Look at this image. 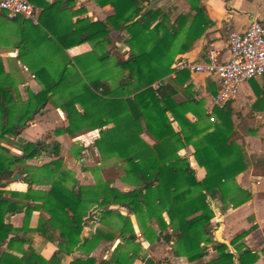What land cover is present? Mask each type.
I'll list each match as a JSON object with an SVG mask.
<instances>
[{"label": "trees", "instance_id": "1", "mask_svg": "<svg viewBox=\"0 0 264 264\" xmlns=\"http://www.w3.org/2000/svg\"><path fill=\"white\" fill-rule=\"evenodd\" d=\"M93 1L101 8L110 6L113 14L103 21L77 18L72 22V18L80 13L72 10L75 0H31L42 10L37 28L45 30V36L50 34L63 49L85 42L93 43L95 48L103 47L111 31L127 34V56L115 64L116 72L122 74L117 87L111 88L101 80L85 82L78 73L71 75L67 69L70 62L67 61L61 68L50 65L35 71L31 69L35 76L45 75L47 80H40L43 88L38 94L31 95L30 101H36L41 108L53 94L61 91L64 96H61L60 108L68 126L55 134L73 136L85 130H98L95 148L103 159L116 157L124 164L123 181L133 189L121 192L110 187L109 183L90 190L67 188L68 173L61 170L59 160H52L40 168L52 179L47 192L32 191V179L26 182L28 189L25 193L7 191L6 183L13 179V165L41 155L56 158L59 151L56 144L27 142L20 146L21 155L13 157L3 154L7 151L0 146V250L5 247L0 254V264H64L62 257L79 251H93L101 241L112 242L117 236L121 237L124 246L116 247L112 258L100 260L98 264H133L140 258V247L132 224L128 218L119 215L124 222L118 235L107 230L104 220L112 215L110 205L119 206L128 215H133L144 230L146 241L162 239L170 244L174 256L184 257L189 263L201 261L212 250L216 256L199 264H256L258 253L241 243L246 232L231 240L233 253L229 246L215 239L211 223L215 213L210 202H219V210L223 212L228 206L236 207L249 199V195L242 191L237 198H226V183L233 182L248 166L232 127L231 115L224 112L229 102L222 108H215L212 112L216 117L214 123L202 129L199 120L207 114L203 103L196 101L188 91L190 88H183L185 72H178L175 79L165 82L172 73L174 58L189 50L208 24L198 0H186L189 11L195 12L193 16L180 14L172 24L169 22L170 11L176 7H157L155 0ZM105 55L103 52L99 58L104 59ZM0 77L2 140L16 135L23 124L13 125L8 121V112L13 106V85L9 76L3 73L1 62ZM155 84H158L157 88ZM179 94L183 95V100L177 98ZM188 114L197 121L192 122ZM108 124L112 127L104 129ZM143 132L153 137L156 144L149 147L144 143L140 138ZM188 146L192 147L198 166L205 170L201 181L196 180L188 160L177 155ZM50 148L52 152H49ZM88 196L98 205L100 227L91 237H83L89 215L86 208ZM24 208L23 226L15 229L6 222V216L22 212ZM34 208L49 215V219L40 222L35 230L45 240L56 242L57 249L48 260L33 249L23 248L28 240L21 234L28 231V220ZM153 222L158 234L148 226ZM16 247H19L18 255L12 253ZM261 253L264 255V249ZM96 263L93 257H72L69 262ZM144 264L162 263L147 259Z\"/></svg>", "mask_w": 264, "mask_h": 264}, {"label": "crops", "instance_id": "2", "mask_svg": "<svg viewBox=\"0 0 264 264\" xmlns=\"http://www.w3.org/2000/svg\"><path fill=\"white\" fill-rule=\"evenodd\" d=\"M155 1H158L157 7H176L175 10L170 11V24L180 14L190 13L192 16L195 14L194 11H189L186 0ZM49 2H52V0H49ZM198 3L208 24L191 48L177 55L174 61L183 59L193 63L203 62L210 48L219 50L221 53L220 59H225L227 57L226 38L229 31L242 32L254 20L264 27V0H198ZM72 10L80 12L78 13L79 15L72 18V22L77 18H88L93 22L103 21L113 14L110 6L101 8L93 0H75ZM41 11L39 9V16ZM0 17L3 18V20L0 18V62L3 73L8 75L10 81L13 82V125L23 124L17 134L10 138L13 143L8 145V143L0 142V146L7 151L3 154L19 157L22 144L27 142L36 143L38 141L48 145L56 144L59 151V156L56 158L41 155L37 159L26 160L23 163L13 165V179L15 177L18 178V173L20 172L23 173L22 176H25L28 173L29 166L35 165L34 170H39L44 164L52 160H59L61 162V170L68 173L67 181H74V179L78 181L81 179L79 173L86 172L89 175L86 177L87 181L84 184L95 187L97 183L91 176L93 171H101V164L105 161L116 162V157L103 160L94 146V142L99 137L98 130H85L77 132L73 136L64 133L55 134L57 130L65 129L68 126L65 114L60 108V99L64 95H62L61 91H57L53 94L50 101L39 108L36 101H30V96L36 95L42 90L43 85L40 80H47V78L45 75L35 76L33 71L36 68L50 65L54 68H61L64 63L69 61L70 64L67 65V69L72 72L71 75L78 73L85 82L88 80H101L111 88H115L118 83L115 85L110 79L113 70L112 62L110 61L111 48H113L114 42L117 46H124L123 42L127 34L125 32L111 31L108 35V42L103 47L95 48L93 43L85 42L63 49L53 40L50 34L45 36L44 34L47 32L37 28L39 24L29 25L28 21L26 22L20 18H16L20 20L17 22L14 21L16 19L8 20L3 16ZM188 26L189 22L186 24V27ZM6 30H8V33ZM127 50V47L124 46L122 49L124 55L121 58H126ZM52 51H58V53L53 54ZM103 52L106 53L105 58L100 59L99 57ZM184 72V77L186 78L184 79L183 88L189 87L188 91L193 94L194 99L203 103V109L207 116L199 120L200 127L202 129L208 128L216 119L212 112L218 107L213 106L210 99L217 92L218 77L203 73H192L186 70ZM175 77L176 74L174 77L170 74L165 79V82L168 79H175ZM177 98L180 100L184 99L182 94H179ZM77 110L81 111V108L77 106ZM224 112L231 115L232 127L238 135V143L242 147L248 161L247 168L239 173L233 182L226 183V198L228 200L237 198L239 191H242L249 195V199L236 207L230 205L223 212L219 210V202H210L217 209V211H214L217 223V232L214 237L229 246V250L234 253V248L230 246L231 240L246 232L241 243L249 250L258 253L259 258L256 264H264V255L261 253V250L264 249V75L257 76L243 83L239 87L235 98L227 104ZM187 117L192 122L197 121L191 114H188ZM208 118L212 121L211 123L206 121ZM173 126L178 130L176 124H173ZM111 127L112 124H108L104 129ZM140 138L149 147L156 144V140L147 132H143ZM50 150L52 152V148L49 149V152ZM177 155L188 160L197 181L204 179L205 170L199 167L194 160L191 146L181 149L177 152ZM40 175L44 179H51L42 172ZM13 179L12 183L10 181L6 183L5 190L25 193L28 189V184L23 183L22 179ZM49 183L50 181H46L45 187H41L42 183L38 181V178H34L31 189L34 192H47ZM82 184L79 183V185ZM109 184L110 187L118 188L113 183ZM72 187L78 188V186ZM132 189L133 186L126 184L123 189L118 191L128 192ZM24 211L25 208L22 212L7 215L6 222L11 224L13 228L20 229L24 223ZM98 213L97 210L89 211L83 230V237H91L95 230L100 227L97 220ZM121 214L130 220L133 231L138 237L137 243L141 241L140 258L134 260L133 264H144L147 259L154 263L160 262L162 264H199L210 260L208 259L210 254L214 253L209 250V254L201 261L189 263L184 257L174 256L171 248L163 250L162 243L166 242L162 239L156 240L154 238L153 245L150 241H146L140 236L141 232L135 217L127 213ZM48 219L49 215L45 211L34 208L28 220V231L21 234L28 240V243L23 248L33 249L46 260L56 251V242L45 240L35 230L40 222ZM211 223L213 225V222ZM148 226H151L158 234L155 222L148 224ZM213 229H215L214 225ZM102 242L108 245L112 243L101 241L100 245L93 251H79L72 256H64L62 257V262L69 264L72 257L80 259L93 257L97 260L96 264H98L100 260L112 258V248L100 253ZM18 249L19 247H16L12 253L18 255L16 252ZM3 251H5V247L1 248L0 254Z\"/></svg>", "mask_w": 264, "mask_h": 264}, {"label": "built area", "instance_id": "3", "mask_svg": "<svg viewBox=\"0 0 264 264\" xmlns=\"http://www.w3.org/2000/svg\"><path fill=\"white\" fill-rule=\"evenodd\" d=\"M0 16L8 20L20 18L38 25L39 9L31 0H0ZM227 57L210 48L200 63L177 59L171 66V76L179 71L203 73L218 77V89L210 99L213 106L222 108L233 100L246 81L264 75V27L252 21L242 32L229 31L226 38ZM158 84L154 87L157 88Z\"/></svg>", "mask_w": 264, "mask_h": 264}, {"label": "rangeland", "instance_id": "4", "mask_svg": "<svg viewBox=\"0 0 264 264\" xmlns=\"http://www.w3.org/2000/svg\"><path fill=\"white\" fill-rule=\"evenodd\" d=\"M155 6L158 5V1H155L154 2ZM3 29V28H2ZM12 29H13V26H12ZM5 31V30H4ZM6 32L8 33V30H6ZM114 46L113 48H111V58H110V61L112 62V74H111V81L116 85L118 83V80L122 77V74L116 72V68H115V64H116V61L118 59H120L122 57V55H124V52H122V49L125 45V40L123 42V45L124 46H117L115 45V42L113 43ZM11 84L13 85V82H11ZM8 121L13 124V106L9 109V112H8ZM208 123H211L212 121H210V119L208 118V120H206ZM13 137V136H10V137H7V139H2L0 140V142L2 143H13V140H11L10 138ZM105 160V158L103 159ZM35 165L34 166H29L28 168V173L25 175V176H22L20 175L19 173V176L17 178V180H23V183H26L28 180L30 179H33L34 178H38V181H40L42 183L41 187H45L44 184L46 181H51L52 179H44L42 178L43 176H41V171L40 169H35ZM101 167H102V170L100 171H93V173L91 174V176L93 177V180H95V182L97 183L96 186H99L101 184H104V183H113L115 184V186L117 185V187L119 189H123V187L127 184L123 181V177L125 176V173H124V164L120 161H116V162H108V161H105L103 162V164H101ZM100 169V168H99ZM38 170V171H37ZM81 179L76 181L74 179V181H67L66 185L67 187H72V186H78V187H82L84 188L85 190L86 189H93L94 186H88V185H85L84 183H86L87 179L86 177L89 175L87 174L86 172H82V173H79ZM10 182L12 183V179L10 180ZM79 183H83L82 185H79ZM129 185V184H127ZM131 186V185H130ZM116 188V189H118ZM118 189V190H119ZM87 190V191H89ZM112 211V215L110 216H107L105 218V228L113 233H115L116 235H118V231L119 229L121 228L122 224H123V220H120L119 219V215H122L121 213H126L125 210H123V208L119 207V206H116V205H110L109 206ZM86 208L90 211H98L99 208H98V205L97 203L95 202V200H93L90 196L86 197ZM123 216V215H122ZM124 217V216H123ZM136 220V219H135ZM212 222H213V225L215 227L214 229V236L216 235V232H217V223H216V220L215 218L212 219ZM103 225V224H102ZM139 230L141 232V237H143V233H144V230L142 228L139 227ZM137 240H138V237L136 236ZM116 241H112V243L110 245L108 244H105V243H101V249H100V253H103V251L105 250H110L111 248L113 249V254L115 253L114 250L116 247H118V249H120L121 247L124 246V242L121 240V237L120 236H117L116 238ZM151 244L153 245L154 244V238H152L150 240ZM139 243V247L141 249V241H138ZM100 245V244H99ZM98 245V246H99ZM170 248V246L166 243H162V249L163 250H166ZM216 256V254L214 253H211L209 258L208 259H212Z\"/></svg>", "mask_w": 264, "mask_h": 264}, {"label": "water", "instance_id": "5", "mask_svg": "<svg viewBox=\"0 0 264 264\" xmlns=\"http://www.w3.org/2000/svg\"><path fill=\"white\" fill-rule=\"evenodd\" d=\"M50 152H51V150H50ZM17 179V177H15L13 180H16ZM211 208L214 210V211H217V209H216V207L214 206V205H211Z\"/></svg>", "mask_w": 264, "mask_h": 264}]
</instances>
